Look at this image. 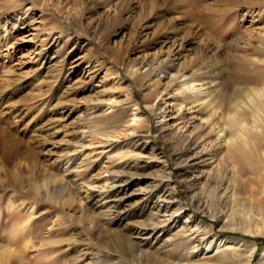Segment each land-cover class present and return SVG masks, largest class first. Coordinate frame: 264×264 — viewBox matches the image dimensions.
<instances>
[{
	"label": "rangeland",
	"instance_id": "rangeland-1",
	"mask_svg": "<svg viewBox=\"0 0 264 264\" xmlns=\"http://www.w3.org/2000/svg\"><path fill=\"white\" fill-rule=\"evenodd\" d=\"M141 28L187 69L198 68L217 88L226 82L229 93L244 75L264 72V0H0V244L9 243L27 264H151L113 235L125 226L137 228L139 221L154 220L143 192L165 171L175 187H162L172 203L157 216L165 224L155 234L131 236L147 258L156 264L187 258L193 246L184 235L195 227L182 215L187 213L211 229L207 241L216 234L246 242L228 250L229 264H264V216L256 200L241 191L240 179L218 170L211 176L214 185L228 183L235 192L222 196L234 223L223 226L225 217L216 221L196 207L194 199L202 196L217 203L206 197V186L194 184L189 190L178 177L181 164L168 146L169 137L157 130L158 118L144 108V91L128 72L130 60L145 58L148 63L155 49L131 47L120 61L111 59L108 35L116 29L124 34L115 41L123 42L125 35ZM109 98L128 107L127 114L135 101L149 119L146 139L112 148L88 173L101 178L100 167L114 165L116 154L135 149L134 144L145 155L146 167L132 176L134 182L126 190L129 199L115 211L140 218L128 216L121 226L111 228L105 225L106 206L96 203L86 214L64 194L45 199L34 189V182H51L47 176L58 172L56 163L78 143L81 125L93 118L88 106ZM106 113V118L114 116L110 110ZM84 160L78 173L68 177L76 181L72 185L86 173ZM179 198L183 209L174 211ZM17 203L25 207L17 209ZM171 216L176 219L168 221Z\"/></svg>",
	"mask_w": 264,
	"mask_h": 264
},
{
	"label": "bare ground",
	"instance_id": "bare-ground-1",
	"mask_svg": "<svg viewBox=\"0 0 264 264\" xmlns=\"http://www.w3.org/2000/svg\"><path fill=\"white\" fill-rule=\"evenodd\" d=\"M120 33L122 32L113 30L106 41L111 44L113 61L118 62L123 59L121 55L131 47L139 51L155 49L147 59L148 63L144 62L145 58L138 61L130 60L128 72L137 86L144 91V108L158 118L157 130L169 137L168 146L172 147L174 159L181 164L177 175L182 179L184 188L191 190L194 184L202 183L208 191L206 197L210 195L217 203L210 204L208 199L203 200L205 198L203 196L201 198L192 196L190 201L195 198L196 207L202 208L205 214L216 221L225 217L227 222H224L223 226L234 224L222 196L228 191L231 192L230 196H233L235 192L233 188H229L228 183L225 185L221 182L214 185L216 183L211 176L215 170H218L229 173L233 179L239 178L241 191L256 200L258 213L264 216V72L253 77L244 75L238 81L239 85L236 89L229 93L230 89L226 82H221L222 84L217 88L214 81L202 78L198 68L184 67L175 53H163L162 47L156 46L158 42L142 28L125 35L123 42H117L115 37ZM88 108L93 118L81 125L78 143L70 146L68 153L56 163L58 172L47 176L51 182L49 184L47 181L34 182L36 184L34 189L45 199L52 195L60 199V195L64 194L62 196H66L72 204L77 203V207L86 214L90 213L89 208L96 203L101 208L106 206L105 225L108 228H111V224L119 227L128 216L140 218L139 214L135 215L133 212L119 216L115 211L123 201L129 199L125 193L128 186L130 187L134 182L132 176L136 173L140 175L138 172L146 167L142 148L134 144L135 149L123 150L116 154L115 159L113 158L114 165L100 167L103 172L101 178L94 179L88 176V173L112 148L119 146L122 149L128 142L131 144L135 142L134 138L146 139L145 133L149 131L148 115L135 101L129 104L130 111L127 114L128 107L114 98L95 102ZM64 110H68L69 113L72 111L71 108ZM107 110L113 112L114 116L106 118ZM0 155L2 156L3 153ZM84 158L87 161L84 164L86 173L79 183L72 185L76 181L72 182L68 177L73 172H77L79 165H83L81 162H85ZM163 173L143 192L142 197V200H148L151 205L150 216L154 220L139 221L137 228L125 226L124 231L115 232L113 235L120 237L133 254H141L138 257L144 256L151 264L156 263L151 258H147L149 256L140 249L142 246L140 242L131 241V236L155 234L158 227L165 224L157 216L166 213L167 209L172 207V203L168 202L169 197L162 192V187L168 186L171 191H175V187L170 182L171 173L165 171ZM220 191L223 192L219 195ZM111 197L113 201L106 203ZM66 199L62 201L63 204ZM180 202L181 198L178 202H174V211L183 209ZM16 207L22 209L25 206L20 203ZM182 215L187 221L191 219L195 224L194 229L198 228V230L185 232L184 237L192 244L193 251L183 262L177 264H229L228 250L237 249L246 243L240 239L220 238L216 234H211L212 240L207 241L206 237L211 229H207L206 224L198 221L194 216L189 217L187 213ZM175 219L176 217L171 216L168 221ZM109 230L105 228L104 231ZM8 244H0V264L12 262L27 264L21 261ZM252 250H255V245H252Z\"/></svg>",
	"mask_w": 264,
	"mask_h": 264
}]
</instances>
